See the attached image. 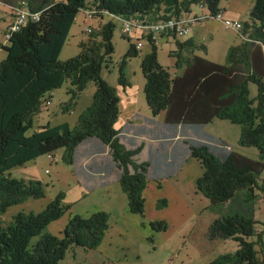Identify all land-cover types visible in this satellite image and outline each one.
I'll list each match as a JSON object with an SVG mask.
<instances>
[{"label":"trees","instance_id":"16d2710c","mask_svg":"<svg viewBox=\"0 0 264 264\" xmlns=\"http://www.w3.org/2000/svg\"><path fill=\"white\" fill-rule=\"evenodd\" d=\"M86 1L0 0L13 6V12L15 7H23L28 13L25 23L10 32L9 37H5L8 25L3 31L6 43L2 45L5 57L0 61V264H59L70 247L94 250L104 239L110 227L109 214L97 210L88 216L70 215V205L63 203L64 192H59L40 212L19 211L9 220L4 218L10 207L45 196L39 180L15 178L9 171L58 149L62 150V162L72 166L81 181L86 179L80 169L84 175L98 179L116 172L128 212L142 218L144 190L149 181L170 177L187 157L196 159L203 169L195 180L196 189L209 200L207 209L216 215L207 237L237 244L235 250L218 254L208 264H264V223L255 218L256 204L264 196V0H253L248 20L241 22V41L228 47L224 63L196 54V50H206L202 43L181 41L173 33L161 34L158 37L174 38L176 47L170 51L175 58L172 73L158 61V38L155 42L146 35L151 52L142 58L140 66L151 115L164 112L161 125L166 129L179 128L202 135L188 137L182 143L183 150L175 146L171 154L159 149L150 151L146 161L134 158L141 145L127 148L123 141L135 145V140L127 135L131 126L115 128L120 99L116 89L100 75L114 50V21L102 23L96 31L100 40L83 43L85 48L77 56L66 61L58 59ZM220 1L93 0L91 8L111 14L121 25L132 18L149 24L179 18L198 4L209 11L208 18H214L215 14H222ZM202 23H192L189 29ZM133 29L123 34L129 43L119 69L118 83L123 87L129 85L123 73L126 60L137 56L139 50L136 45L140 41L133 44L128 37ZM66 81L72 97L64 109L68 111L72 100L93 81L95 91L90 105L79 114L74 127L62 122L34 128L35 115L50 104L53 91ZM250 84L256 87L254 96L250 95ZM214 119L237 125L238 146L256 148L257 158L237 152L227 142L203 132ZM99 145L102 149L97 148ZM86 153L90 161L78 164ZM167 203L166 198H159L156 208L163 209ZM67 213L68 221L60 236L46 231L49 224ZM148 225L153 232L168 227L164 220H152ZM149 242L153 239L149 238Z\"/></svg>","mask_w":264,"mask_h":264},{"label":"rangeland","instance_id":"374dc122","mask_svg":"<svg viewBox=\"0 0 264 264\" xmlns=\"http://www.w3.org/2000/svg\"><path fill=\"white\" fill-rule=\"evenodd\" d=\"M92 2L93 0H87L85 9H90ZM252 2L253 0H251V4ZM221 5L223 8L225 7L231 11L236 9L238 12L242 13L245 21L248 20V16L245 14L247 12L245 0H221L220 7ZM4 8H6V6L0 3V10ZM85 9H82L77 13L75 22L70 29L68 38L60 51L58 59L60 61H66L69 58L77 56L85 48L82 46L83 43L89 44L91 43V40H100V37L96 36V31L102 23L109 20L114 21L116 24L112 37L114 50L106 63L107 65L102 66L100 75L103 80L116 89V94L120 99V112L115 123V128L119 129L123 122L130 118V112L132 109L142 116H151V112L146 105L144 97V77L140 66L142 58L151 52V45L146 38L145 32L142 29H133L128 35L133 44L140 41L142 46L139 48L137 56L126 60L123 73L129 85L123 87L118 83L119 69L123 55L128 49L129 43L127 38L123 36L124 33L121 32V22L120 20L114 19L109 13L102 14L96 12L97 16L93 15L88 17L84 12ZM244 9L246 10L244 11ZM205 12V10H202L197 5L191 7V13L193 15H201ZM222 17L225 18L223 15ZM208 19H206L208 20V23L206 22L207 26L213 29V39L211 40L209 36L206 37V43H208L210 47L209 56L218 57L222 50L221 46L223 39L231 42L238 39L241 41L240 35L235 30L225 29L222 23L215 18L210 17ZM4 26L5 24L0 16V61L5 57V51L2 49V45L6 43L3 35ZM87 28L91 29L93 34L86 32ZM203 34L204 33H202V36L204 37L205 35ZM187 36H194L193 31H190L189 34L186 33V35L181 37L180 40ZM169 38L170 39L168 40L167 37H158L156 45L159 63L171 71L170 62L172 59L169 50L170 44H172L174 48L176 46L174 38ZM196 51L204 57L207 56L206 51L204 50L199 49ZM70 87L69 82L66 81L60 88L53 91L50 104L42 107L41 111L35 115L33 120L34 128L47 123L54 126L62 122H68L71 127L75 126L79 114L91 103L92 95L95 91V84L93 81H90L78 97L72 100L73 103L70 104L71 108L67 111L64 108L67 103L69 104L72 97L68 91ZM255 93V85L250 84V95L254 96ZM214 120L216 121L213 122V124L206 125V127L203 128V132L212 134L213 136L221 134L223 135L224 140L237 152H241L252 158H257L256 148L238 146L237 140L239 136V127L237 125L231 124L225 120ZM61 152L62 150L58 149L51 155H42L33 161L27 162L23 166L15 167L9 171L11 176L15 178L39 180L43 184L45 196L40 199H28L22 204L10 207L4 214L5 219H11V215L19 211L27 213L40 212L59 192H64L65 197L63 203L70 205V215L79 214L81 216H88L97 210L106 211L110 216V227L108 228L107 237H105L102 246L105 245V242L106 245L110 244L111 249H113L112 254H115L117 251V254H122V257L124 256V252H122L121 249L128 248L130 257H133L136 254L139 255L136 264H168L169 260L175 253L180 254L179 257H183L185 253L190 256L189 259H182L184 262L183 264H205L206 262H209V260L215 258L218 254L231 252L237 248V244L230 240L227 242L224 241V243H216L217 245H215L213 251L209 250L208 253H202V250L199 247L202 230L200 229V224L198 222L195 224V218L190 221L188 220V217L183 221H172L168 216L171 209L156 208L154 200L157 197L155 196L159 195L158 197H160L165 195L170 198V193L173 191L178 193L181 186L187 188L183 194L189 193L188 196L193 197L191 193L194 192L192 189L194 188L195 180H193L188 173L180 175L181 178L178 180H169L173 181L176 186H174V189H171L167 184L171 189V192L169 193H166L167 187H163L161 190L155 187L153 188V183L150 184V190H147L146 192L144 191L145 212L144 218H141V216L139 217L136 214L129 213L127 207L125 210L121 211L120 200L118 201L117 195L113 198V201L117 204L114 206L112 205L111 200L101 197V194L89 193L88 190L78 183L72 172V166L62 162L60 158ZM195 202L196 204L200 203L199 198H195ZM173 203L174 201L172 204ZM164 215L168 216L170 220L169 224L168 221L164 219L168 226L166 231L161 233L153 232L148 225L149 218H153L152 220H161L159 218ZM204 218L205 215H202L198 217V220L201 219L202 222L204 221ZM255 218L260 223H264V196H261V199H259L256 204ZM67 221L68 213L64 214L59 220L49 224L46 231L55 234L56 236H60L64 224H66ZM141 221H144V225L140 224ZM123 224L128 226L125 235L121 236L122 232H119V226H122ZM186 224H191L193 227L188 228V225ZM149 238H152L154 243L149 242ZM76 249H80V251L77 252ZM102 249H105V246ZM90 252H92V254H89ZM95 252V250L84 252L81 247H70L66 257L61 260L59 264H87V256L89 255L90 257L95 255ZM97 256H99V253H97Z\"/></svg>","mask_w":264,"mask_h":264},{"label":"crops","instance_id":"0c3cea01","mask_svg":"<svg viewBox=\"0 0 264 264\" xmlns=\"http://www.w3.org/2000/svg\"><path fill=\"white\" fill-rule=\"evenodd\" d=\"M252 4H253V2H252ZM252 4H251V0H245V5L247 7V12L245 14L247 16H248V13H249V10H250ZM4 5L6 6V8L0 10L1 11L0 16H1V18L5 24L3 31L5 30V28L7 27V25L9 24V22L13 18V6L6 5V4H4ZM221 8H222L221 12L226 19L237 20L240 22L245 21L242 13L238 12L236 9H234V11L233 10L231 11V10L226 9L225 7L223 8L222 5H221ZM245 10L246 9H244V11ZM208 20H210V19H208ZM208 20L203 21V23L200 25H192L187 33L189 34L190 31H193L194 36H187L186 38L182 39L181 41H186V40L190 39V40H193L195 43L204 44L206 46L205 51L207 54V56L205 58L212 60V61H215V62H218V63H224L225 55H226V51H227L228 47L231 45L238 44L240 40L239 39L235 40V41L233 40L231 42L229 40L223 39L222 40V46H221L222 50H221L220 54L218 55L219 58L217 56H209V54H210L209 48L210 47H209V44L206 43V37L209 36L211 38V40L213 39L212 38L213 37L212 36L213 29L207 26ZM202 33H204L203 34V35H205L204 37L202 36ZM167 39L169 40L170 38H167ZM169 50L170 51L175 50V48L173 47L172 44H170ZM263 50H264V46H263ZM195 53L202 56L197 51H195ZM171 59H172V61L170 62L171 71L175 72V69L173 68L175 58L171 57ZM164 116H165L164 112H161L156 117H153L152 115L151 116H142L132 109L130 112V118L126 119L123 122V124L120 128L126 127V125H130L131 129H130V131L127 132V135L129 136V138L135 140V142H134L135 145L134 144L132 145L130 142L123 139L126 147L127 148H134L137 145L142 146L140 153L134 157L137 161H146L149 157L150 151H154L156 149L165 150L169 154H171V152L175 146H179L183 150L184 145L182 143L184 140H187L188 137H196V136L199 138L202 137V135L198 136V135L192 133L191 131L184 130V129H179V128L178 129H170V130L166 129L165 127H163V125H161L163 122ZM215 121L216 120H213L209 124H213V122H215ZM209 124H207V125H209ZM134 132L137 135H135ZM209 135H212V134H209ZM214 137L225 141L223 135H221V134H218V136L214 135ZM94 144H95V142H94ZM97 148L102 149V147L100 145ZM101 153L105 154L106 152L103 151ZM257 155H258V153H257ZM88 157H89V155L87 153L84 156H81V160L78 162V164L79 163L80 164L88 163L90 161ZM179 165L180 166L174 171V173L170 177L164 178L160 181L150 180L148 183V186L146 187V189L144 191L146 192L147 190H150V187H151L150 184L153 183L154 184L153 188L155 187V188L162 190L163 187H167L166 193H169V192H171V189H174V186H175L173 181H169V180H178L181 178L180 175H182L184 173H188L192 177L193 180H196V178L198 176H200L203 172V169H202L200 162L197 161L196 159L192 158V157H187ZM96 168L99 169V166H97ZM101 169H103V167ZM96 171H99V170H96ZM79 172L81 174H83V177H85L84 179H86V181H83V180L81 181L78 177H76L75 174L74 175H75L78 183L81 184L86 190H88L89 193L101 194V197L111 200V203L114 206H116L117 204H115V202L113 201V198L115 197V195H117L118 201L120 200V205H121L120 210L123 211L126 209V207H127L126 195L123 193V191L120 188L119 182L117 180L116 172H111V173L106 174V177L103 179H98L97 177L89 176L87 174L84 175V173L81 169L79 170ZM167 184L171 187V189L167 186ZM186 190H187V188H184L181 186L178 193H175L174 191L170 193L171 194L170 198L165 196V195L160 196V197H158L159 195L155 196V197H157L154 200L155 206H156V202L159 198H166L168 203H167V206L164 207V209L165 208L166 209L168 208V210L171 209L170 214L168 216L171 218L172 221H176V220L183 221L187 217H188V220L190 221V220H193V218H195V222H196L195 224H197V222H198L200 224V229L202 230L201 243L199 244V247L201 248L202 253H208L209 250L213 251L215 245H217L218 243H222V242L224 243V241L225 242L230 241L229 239L228 240H221V239L210 240V239H208L207 230H208L210 223L213 221V219L216 217V215L207 209V207L209 206V200L196 189L195 184H194V188L192 189L194 192L191 193L193 195V197H189L188 196L189 193L183 194V192H185ZM195 198L196 199L199 198L200 203L196 204ZM173 201H174V203L172 204ZM170 207H172V208H170ZM202 215H205V218H204V221L201 222V219L198 220V217H200ZM168 216L164 215V216L160 217L159 219H161V220L166 219L168 221V223L170 224V222H169L170 220H169ZM152 219L153 218H149L148 222L152 221ZM155 220H157V219H155ZM166 220H164V221H166ZM141 222H140V224H141ZM186 225H188L187 226L188 228L193 227V225H191V224H186ZM127 226L128 225H126V224L119 226L120 227L119 232H122L121 236H124L125 232H127ZM184 230H188V229H184ZM165 231H160L157 233H161V232H165ZM107 232H106L105 237H107ZM105 237H104V239H105ZM104 239L102 240L101 244L96 249H94L96 251L95 255H92L90 257H89V255L87 256L88 257L87 264H114V263L136 264L138 262L139 255L136 254L133 257H130L128 248L127 249H124V248L121 249V251L124 252L123 257H122V254L118 255L117 251L115 252V254H112L113 249H111L110 244L106 245V242H105V245L102 246ZM152 243H154V242H152ZM104 246H105V249H102ZM75 248H78V247H75ZM81 249L84 252L91 251V250H85L83 248H81ZM76 250H77V252L80 251V249H76ZM126 252H127V254H126ZM97 253H99V256H97ZM89 254H92V252H90ZM179 255L180 254H178V253L173 254L171 259L169 260V263L170 264H183L184 258H185V260L190 258V256L187 253H185V255L183 257H179ZM202 255H205V254H202ZM213 259H211V260H213ZM211 260H209V262ZM209 262H206L205 264H208Z\"/></svg>","mask_w":264,"mask_h":264},{"label":"built area","instance_id":"2783aa9c","mask_svg":"<svg viewBox=\"0 0 264 264\" xmlns=\"http://www.w3.org/2000/svg\"><path fill=\"white\" fill-rule=\"evenodd\" d=\"M197 6H199L202 10H205L206 12L202 13L201 15H193L192 13H188L179 18H169L166 20L149 24H143L139 19L132 18L129 21L122 22V32L127 33L132 29V27L134 29H142L145 34L150 35L151 40L155 42L158 36L161 34L168 35L173 33L176 35V37L181 38L188 32L190 24L201 23L210 16L209 11L205 8V6H203L202 4H198ZM85 12L86 15L90 17L96 13V10L91 8L90 10H87ZM13 14V19L8 24V32L5 35L6 38L9 37L10 32L19 29L20 26L25 23L28 13L24 12L23 7H15ZM213 17L219 20L225 29H233L237 33H239L243 27V24L240 21L225 19L222 17L221 13H217ZM87 31H90V29H87ZM141 46V43H137L136 48H140Z\"/></svg>","mask_w":264,"mask_h":264}]
</instances>
